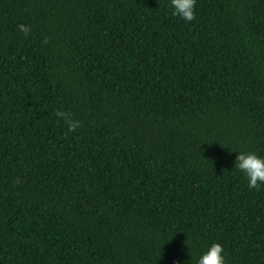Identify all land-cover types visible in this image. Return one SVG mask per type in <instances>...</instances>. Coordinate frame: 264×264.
<instances>
[{"label": "trees", "instance_id": "obj_1", "mask_svg": "<svg viewBox=\"0 0 264 264\" xmlns=\"http://www.w3.org/2000/svg\"><path fill=\"white\" fill-rule=\"evenodd\" d=\"M0 264H264V0H0Z\"/></svg>", "mask_w": 264, "mask_h": 264}]
</instances>
